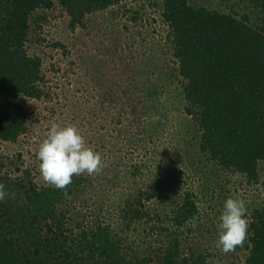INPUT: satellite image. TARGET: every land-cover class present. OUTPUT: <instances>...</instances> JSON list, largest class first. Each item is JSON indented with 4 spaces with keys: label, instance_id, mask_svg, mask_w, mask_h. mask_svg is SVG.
<instances>
[{
    "label": "rangeland",
    "instance_id": "obj_1",
    "mask_svg": "<svg viewBox=\"0 0 264 264\" xmlns=\"http://www.w3.org/2000/svg\"><path fill=\"white\" fill-rule=\"evenodd\" d=\"M190 2L222 13L241 15L245 10L239 0ZM160 4V0H120L88 15L85 26L75 31L58 0L50 9L35 12L26 46L42 60L41 85L50 97L26 100L28 130L19 144L0 143L2 168L20 177L24 169L32 168L36 181L46 184L36 156L39 144L53 124L75 126L86 146L101 155L103 170L89 178L73 176V181L82 176L88 181L80 182L64 202L70 226L109 217L124 196L120 185L127 184L128 177L130 184L139 183L140 178L130 174L139 166L145 174L142 191L154 181L160 192L143 199L142 222L115 229L128 242V254L136 250L152 254L172 245L180 254L202 252L213 264H244L248 239L227 255L216 248L219 216L227 198H240L250 222L264 199V162L259 183L249 184L242 174L200 158V133L185 128L192 117L186 114ZM133 191L127 187V193ZM187 197L197 212L179 223L174 217Z\"/></svg>",
    "mask_w": 264,
    "mask_h": 264
},
{
    "label": "trees",
    "instance_id": "obj_2",
    "mask_svg": "<svg viewBox=\"0 0 264 264\" xmlns=\"http://www.w3.org/2000/svg\"><path fill=\"white\" fill-rule=\"evenodd\" d=\"M160 1L186 114L192 117L185 128L200 133V158L242 174L249 184L259 183L264 162V0H239L245 4L241 15L195 6L190 0ZM58 2L75 31L85 26L88 15L120 0ZM53 5L54 0H0V143L14 145L23 139L30 116L26 100L50 97L41 85L42 60L28 52L26 43L35 12ZM2 166L0 153V183L10 193L0 202V264H213L202 252L180 254L172 245L152 254L126 252L129 244L115 229L142 222L143 199L160 192L154 181L142 191L145 174L139 166L130 169L139 183L130 184L128 177L120 185L126 198L119 197L120 205L109 217L74 227L64 202L87 178L72 181L65 196L53 186L40 185L32 168L20 177ZM127 187L135 191L127 193ZM179 210L174 219L180 223L191 219L197 207L187 197ZM246 247L244 264H264V199L251 214Z\"/></svg>",
    "mask_w": 264,
    "mask_h": 264
},
{
    "label": "clouds",
    "instance_id": "obj_3",
    "mask_svg": "<svg viewBox=\"0 0 264 264\" xmlns=\"http://www.w3.org/2000/svg\"><path fill=\"white\" fill-rule=\"evenodd\" d=\"M41 179L48 185L62 190L67 196V187L73 176H93L103 170L102 158L98 152L86 146L84 137L75 126L53 124L45 139L39 144L37 153ZM10 193L0 183V202ZM247 207L243 199L227 198L219 216L216 248L222 254L235 252L248 239L249 223Z\"/></svg>",
    "mask_w": 264,
    "mask_h": 264
}]
</instances>
